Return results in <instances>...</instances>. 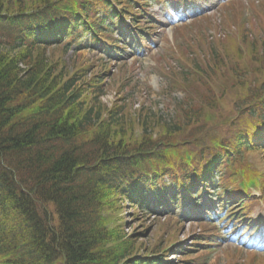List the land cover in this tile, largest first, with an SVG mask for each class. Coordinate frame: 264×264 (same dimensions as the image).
Listing matches in <instances>:
<instances>
[{"label": "trees", "instance_id": "trees-1", "mask_svg": "<svg viewBox=\"0 0 264 264\" xmlns=\"http://www.w3.org/2000/svg\"><path fill=\"white\" fill-rule=\"evenodd\" d=\"M142 1L0 0V264H170L167 254L149 257L166 239L149 246L141 241L149 229L128 233L126 213L142 221L163 211L151 205L154 198L169 212L201 195L210 199L219 181L228 186L246 169L235 158L240 151L264 149L259 33H242L244 48L219 43L223 57L214 61L208 49L214 68L238 63L221 70L225 86L191 72L173 78L169 89L186 97L170 122L148 108L133 113L124 98L107 108L100 97L109 73L88 78L91 69L70 72L57 57L64 52L53 43L65 40L68 50L87 36L112 56L114 27L125 29L120 14L137 26ZM259 17L261 34L264 11ZM230 161L213 182L210 175ZM207 236L185 246L176 264H198L191 258Z\"/></svg>", "mask_w": 264, "mask_h": 264}, {"label": "rangeland", "instance_id": "rangeland-1", "mask_svg": "<svg viewBox=\"0 0 264 264\" xmlns=\"http://www.w3.org/2000/svg\"><path fill=\"white\" fill-rule=\"evenodd\" d=\"M191 3L193 11L183 13L181 16L175 17L174 20L165 15L163 6L151 11L155 20L159 23V25H156V32L145 41L144 45H141L134 30H132L127 50L122 51L121 56H115L114 60H110V62H108V55L102 52L101 47L98 48L92 44L82 53L68 54L65 60L70 68L72 67V60H78L79 63L88 59L97 60V65L100 67H102V64H108L111 74L108 79L110 89L103 98L106 105L112 103L117 97H124L128 99L132 112L144 106L151 108L155 113H159L164 120L169 121L173 118L174 111L171 100L163 94L167 86V79L162 75L161 68H168V63L175 66V60L169 56L170 48L179 45L186 47L189 44L188 41L199 43L201 37L198 34L206 37L207 35L214 36V33L220 32L221 34L224 33L223 36L225 37L229 32V29L223 26L225 17L227 18L226 21L237 20L238 15L244 9L246 16L252 15L255 18L254 4L260 7L264 0H192ZM263 10V8H260V11ZM198 16L206 19L200 21V25L196 26L194 20ZM126 27L132 29L129 23L126 24ZM250 27L249 25L248 28L250 29ZM179 28H185L186 37L178 31ZM159 59L162 60L160 65L162 67L155 65L156 60ZM125 81H129V85L124 86L123 93L118 94V90ZM172 98L181 100L182 95L180 93L174 94ZM212 215L215 219L220 216V214L215 215L214 213ZM191 219V217H186L179 209L177 214H170L166 217L154 218L143 215L142 221L131 220L130 222V217H127L129 226H127L126 231L132 233L135 229L139 232L144 231L146 228L149 229L147 230V237L141 238V241L149 246L155 240L161 238L166 239L165 243L171 241L176 243L175 246L181 244L184 246L201 234L199 222H190ZM251 219L252 224L264 220V203L254 210ZM248 224V221H240L237 230L239 233L237 234L236 231L237 236H234L233 239L227 238V232L231 225L227 224L225 227L221 225V232L220 235H216L217 242L214 245L215 249L208 264H264V248H261L264 242L262 238L264 237V229L251 233ZM208 229L211 230V228ZM238 239L241 242H237ZM239 246H245L244 250H252L249 251L252 253L242 249H232ZM177 258L178 255L171 257V263L176 264Z\"/></svg>", "mask_w": 264, "mask_h": 264}]
</instances>
